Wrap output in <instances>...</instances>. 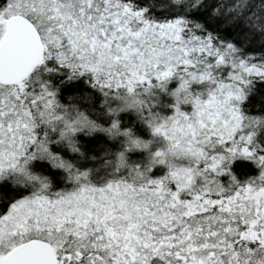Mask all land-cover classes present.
Instances as JSON below:
<instances>
[{
    "label": "snow or ice",
    "instance_id": "obj_1",
    "mask_svg": "<svg viewBox=\"0 0 264 264\" xmlns=\"http://www.w3.org/2000/svg\"><path fill=\"white\" fill-rule=\"evenodd\" d=\"M0 264H264V0H0Z\"/></svg>",
    "mask_w": 264,
    "mask_h": 264
}]
</instances>
